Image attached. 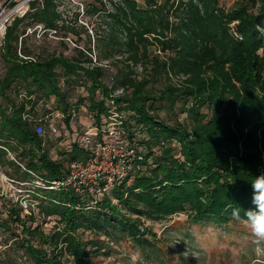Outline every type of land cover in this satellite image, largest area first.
<instances>
[{
    "label": "trees",
    "instance_id": "obj_1",
    "mask_svg": "<svg viewBox=\"0 0 264 264\" xmlns=\"http://www.w3.org/2000/svg\"><path fill=\"white\" fill-rule=\"evenodd\" d=\"M85 14L95 18L99 52L87 67L61 54L35 57L27 45L28 29L35 27L45 38L61 30L79 35L65 27L54 0L33 3L7 28L0 46V163L19 183L32 181L28 171L48 181L62 178L68 163L44 150L51 138L37 134L43 120L35 106L54 97L69 126L77 86L89 94L90 127L103 124L114 98L128 138L149 136L142 144L148 154L142 170L113 189L118 205L104 197L92 206L87 193L35 190L39 214L56 217L50 231L32 212L11 207L0 229L13 235L25 264H102L110 242L122 241L153 263L165 256L147 222L184 214L194 225L226 226L235 208L246 221L251 180L264 174V0H237L229 8L220 0H94ZM77 50L80 56L93 52ZM102 60L119 67L116 84L105 82ZM116 91L122 94L115 98ZM161 108H179L175 116L185 120L153 114ZM70 146L69 161L85 158L84 150Z\"/></svg>",
    "mask_w": 264,
    "mask_h": 264
},
{
    "label": "rangeland",
    "instance_id": "obj_2",
    "mask_svg": "<svg viewBox=\"0 0 264 264\" xmlns=\"http://www.w3.org/2000/svg\"><path fill=\"white\" fill-rule=\"evenodd\" d=\"M54 1L58 5V10L63 17L65 27L67 29H76L79 35H73L68 33L67 30H61L58 33L51 32L45 38L43 36L44 31L40 27L28 29V34L32 38L27 41V45L33 47L34 56L41 57L61 54L68 58L81 59L86 67L89 65L87 63L89 57L93 59V63L94 60L97 61L99 52L95 47L97 39L95 18H91L85 14L86 8L93 5L94 0ZM236 1L220 0V4L225 8H229ZM37 28L39 29L33 34ZM89 47L92 48V54H85V56L78 54L77 48L85 50ZM114 63L115 61L113 60H102L100 63L108 70L104 79L107 84L111 82L117 83L116 77L119 67ZM4 69L0 47V74L4 73ZM140 71L138 69V72ZM114 79L115 81H113ZM61 86L65 89L63 83H61ZM155 87L161 86L156 84ZM74 90L69 126H67L66 122L68 116L66 118L63 117L61 106L55 101L54 97L49 101H40L35 106L37 108L38 119L43 120V125L47 132H50L51 128H57L60 133V136H56L57 140L56 138L54 140L53 137L45 141L44 150L51 159L64 165L71 159L70 153L67 150L71 147L69 132L74 133L77 131V133L83 134V132L91 128L89 125L95 119V113L90 109L87 89L84 86H77ZM179 112V108H176L173 113L161 108L153 111V114L155 115L156 113L160 118L171 123H174L178 119L180 122H183L186 117L185 115H180L178 119L175 116ZM144 133L142 137L138 138L142 141L141 145L143 141L147 142L149 139L146 132ZM77 136L76 133L73 134L74 139ZM174 144L177 145V142ZM13 156H10L11 160H13ZM81 160H84V157ZM30 189V186L17 181V176L12 168L8 165L3 166L0 163V219L8 218V210L11 207L19 209L27 204L32 208L31 212L37 221L36 223L41 225L45 231L52 230L55 226L56 217L45 220L39 214L40 195L38 197L37 193L28 194V190ZM108 197L114 198L112 194ZM23 214L25 216L31 215L30 212L25 211ZM147 225L159 240L157 245L161 249L160 254L165 256L163 260L155 258L153 263H148L142 257L139 247L133 243L130 244L129 242L122 241L119 244L110 242V255L101 258L102 264H264V244H257L255 242V238L247 222L241 219L235 218L234 221L226 226L205 223L194 225L189 222L186 215L179 214L161 222H147ZM14 241V237L9 231L5 232L2 228L0 229V264L26 263L27 257L23 249L15 245Z\"/></svg>",
    "mask_w": 264,
    "mask_h": 264
},
{
    "label": "built area",
    "instance_id": "obj_3",
    "mask_svg": "<svg viewBox=\"0 0 264 264\" xmlns=\"http://www.w3.org/2000/svg\"><path fill=\"white\" fill-rule=\"evenodd\" d=\"M35 2L42 3L43 0H0V40L5 38L7 28L13 21L24 17ZM121 94L122 91H116L113 97ZM124 118L112 98L108 101V115L102 125L91 127L83 134H77L76 140L73 136L70 139L71 144L84 150V160L69 161L67 173L53 181L45 180L40 174L28 171L33 177L30 183H25L31 187L28 194L38 189L87 193L91 197L92 206L96 205L101 197L103 199L111 196L115 187L142 170L148 154L146 148L140 144V139H129L123 132ZM36 132L42 138L54 137L55 140L57 135L60 136L57 128H51L48 134L42 124L37 125ZM110 198L113 204H119L118 200ZM23 208L25 212L32 211L27 204L23 205Z\"/></svg>",
    "mask_w": 264,
    "mask_h": 264
},
{
    "label": "clouds",
    "instance_id": "obj_4",
    "mask_svg": "<svg viewBox=\"0 0 264 264\" xmlns=\"http://www.w3.org/2000/svg\"><path fill=\"white\" fill-rule=\"evenodd\" d=\"M251 187L252 207L244 212V218L253 233L255 242L264 244V174L253 177ZM233 216L240 219L239 208L233 209Z\"/></svg>",
    "mask_w": 264,
    "mask_h": 264
},
{
    "label": "crops",
    "instance_id": "obj_5",
    "mask_svg": "<svg viewBox=\"0 0 264 264\" xmlns=\"http://www.w3.org/2000/svg\"><path fill=\"white\" fill-rule=\"evenodd\" d=\"M1 41H2V40H0V46H1V44H2Z\"/></svg>",
    "mask_w": 264,
    "mask_h": 264
}]
</instances>
